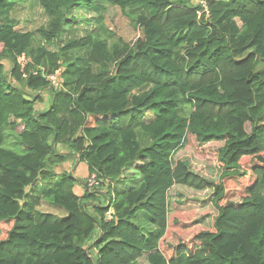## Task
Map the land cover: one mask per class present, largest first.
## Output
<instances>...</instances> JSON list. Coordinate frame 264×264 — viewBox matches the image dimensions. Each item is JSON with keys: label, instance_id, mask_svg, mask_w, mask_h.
Wrapping results in <instances>:
<instances>
[{"label": "trees", "instance_id": "1", "mask_svg": "<svg viewBox=\"0 0 264 264\" xmlns=\"http://www.w3.org/2000/svg\"><path fill=\"white\" fill-rule=\"evenodd\" d=\"M34 1L48 20L29 31L12 15L22 0H0V264H264V0ZM107 6L140 9L141 36L110 31ZM78 9L95 14L93 31L75 28L91 24L70 17ZM211 143L217 182L173 161ZM70 159L100 188L78 196L72 169L58 171ZM174 186L212 190L217 211L186 241L197 222L169 202ZM46 201L64 216L40 212Z\"/></svg>", "mask_w": 264, "mask_h": 264}, {"label": "rangeland", "instance_id": "2", "mask_svg": "<svg viewBox=\"0 0 264 264\" xmlns=\"http://www.w3.org/2000/svg\"><path fill=\"white\" fill-rule=\"evenodd\" d=\"M139 10L140 9H134V12L127 11L128 14L130 15L129 18L124 14H122L118 9L107 6L106 13L104 14V23L106 27L110 31L114 32L118 37H121L127 43H132L141 36L140 30H138V28H135L133 23V17L138 14ZM12 15L20 29L29 30V31H34L39 27L45 25L46 21L48 20L47 16L44 14L41 7L34 0H22V2L15 7ZM70 17H74V19L78 21H83V20L90 21L91 24L88 27L82 22L76 23L75 28L78 29L79 31L94 30L96 16L91 11H88L86 9H78L73 11ZM74 31H72V28L70 30L68 28H64L63 33L64 35H66V37H69L77 33ZM83 33L84 32H80V34ZM48 48L52 50L57 49L55 45L53 46L50 45L48 46ZM71 58L76 59L77 63L80 62V56L78 55L77 52L72 53ZM0 63L4 65L5 70H8L10 68V64L8 63L7 60H2ZM94 70H96V67L94 68ZM39 96L41 97L42 101L36 104L35 109L38 112L46 110L50 107L52 102V92L50 90L45 89L40 92ZM247 130H249L248 126H247ZM220 146H221L220 143H211L207 157H203L202 155H200L198 151L195 150L194 148L186 146L183 150L177 152L174 155L173 161L174 162L177 160L186 161L189 164L190 169L193 173L198 174L208 180L217 182L220 171L216 166V151ZM70 161L73 162L72 159H70ZM74 165L76 164H72L71 168L69 167L67 168V166L63 165L62 167L58 168V171L62 172L63 170L66 171L70 169L74 171L75 168ZM136 165H140V163H136L135 168ZM63 167H66L67 169H64ZM135 168L134 171H136ZM85 172H86V168L84 165L81 166V168L78 169L76 172L78 176L77 179L79 180V182H77L74 191L77 195L83 194L84 188L82 187V185L85 183L86 180L84 179L85 177L83 176L86 175ZM132 172L133 169L129 173V176L132 175ZM57 180L59 179L57 178ZM124 184L125 185L118 183L115 184V186H117L118 189L120 190L122 189L125 190L131 186H134V184L129 183V181H127ZM242 184H244V182H241L240 185ZM77 186L78 187L81 186L82 190L80 192L77 191ZM101 190L102 192L103 191L106 192L105 187H103ZM99 197H100L99 198L100 202L104 201L105 199L104 196L99 195ZM168 200L170 203H175V204L179 203L178 207L181 206L183 208L190 207L191 210L187 212V213H192L189 220H195L197 222L196 226L190 225L189 226L190 229H185L182 231V240L184 241L189 239L190 235L197 229L210 228L212 220L217 214V211L212 205V190L195 191L185 187L174 186L168 193ZM44 203L45 204H42L41 207L38 208L40 212L51 213L59 218L64 216V212L61 209L57 208L56 206L50 204L47 201ZM176 209L172 208L173 214L175 213ZM139 217L143 218L141 214L139 215ZM142 224L144 225V222H142ZM138 264H145L144 259L140 260Z\"/></svg>", "mask_w": 264, "mask_h": 264}, {"label": "built area", "instance_id": "3", "mask_svg": "<svg viewBox=\"0 0 264 264\" xmlns=\"http://www.w3.org/2000/svg\"><path fill=\"white\" fill-rule=\"evenodd\" d=\"M199 5H201L202 9H201V11L197 12V17L202 16V14L207 15L208 14V11H207V5H206V3L204 1H200L199 2ZM27 60L28 59L24 55L18 57V59H17L18 66H19L20 72L22 74H23V71H24L25 66L27 64ZM34 75H36V73H34ZM23 77L25 78V74H23ZM59 77H60V70L59 71H56L52 75L47 76L46 77V80L50 83L51 86H53V87H59V85H60ZM86 182H87L88 187H90V188L98 189L100 187V181L97 179V176L94 173L90 174L87 177V181ZM106 184H107V186L108 185H111V184L114 185L113 183H111L109 181H107ZM105 217H106V219H111V217H112V210L109 209L107 211Z\"/></svg>", "mask_w": 264, "mask_h": 264}, {"label": "crops", "instance_id": "4", "mask_svg": "<svg viewBox=\"0 0 264 264\" xmlns=\"http://www.w3.org/2000/svg\"><path fill=\"white\" fill-rule=\"evenodd\" d=\"M72 164H75L74 163V161L73 162H68L67 164H65L64 166H67V168L69 167V168H71V166H72ZM84 164H76L75 165V168H74V171H73V173H75V176L76 177H78L77 176V174H76V172H77V170L78 169H80L81 168V166H83ZM85 166V165H84ZM62 167V166H61ZM63 168H65V169H67L66 167H63ZM85 168H86V166H85ZM71 170V169H70ZM86 175H83L85 178L84 179H87V177H88V171H87V168H86ZM86 181V180H85ZM80 185V184H79ZM82 187H84V185H82ZM82 190V188H81V186H77V191H81ZM84 190V189H83ZM78 196H82V195H78Z\"/></svg>", "mask_w": 264, "mask_h": 264}, {"label": "water", "instance_id": "5", "mask_svg": "<svg viewBox=\"0 0 264 264\" xmlns=\"http://www.w3.org/2000/svg\"><path fill=\"white\" fill-rule=\"evenodd\" d=\"M69 176H71V173L69 174ZM84 187H85L86 189H89V187H88L87 184H84Z\"/></svg>", "mask_w": 264, "mask_h": 264}, {"label": "clouds", "instance_id": "6", "mask_svg": "<svg viewBox=\"0 0 264 264\" xmlns=\"http://www.w3.org/2000/svg\"><path fill=\"white\" fill-rule=\"evenodd\" d=\"M88 176H89V175H88ZM86 181H87V179H86ZM86 181H85V183H84V184H87V182H86ZM84 184H83V185H84ZM84 188H85V187H84ZM89 188H90V187H89ZM92 189H93V188H92Z\"/></svg>", "mask_w": 264, "mask_h": 264}]
</instances>
